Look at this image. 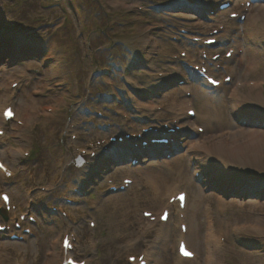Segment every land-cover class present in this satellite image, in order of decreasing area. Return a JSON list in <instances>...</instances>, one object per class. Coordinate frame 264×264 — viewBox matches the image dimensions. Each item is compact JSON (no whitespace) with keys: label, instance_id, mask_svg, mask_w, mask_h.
Listing matches in <instances>:
<instances>
[{"label":"rangeland","instance_id":"obj_1","mask_svg":"<svg viewBox=\"0 0 264 264\" xmlns=\"http://www.w3.org/2000/svg\"><path fill=\"white\" fill-rule=\"evenodd\" d=\"M199 1L188 0V7L191 10L196 9ZM259 3L264 5L261 0ZM134 5L143 6L144 13L132 15L136 13ZM176 18L177 15L169 12H157L156 5L145 0H0V41L8 48L20 49L22 46L19 42L24 41L29 47L30 39H37L32 46L33 55L28 57L22 55V60L12 66L8 65V58L11 59V56L0 60V98L7 97L0 105L10 101L9 104H12L19 113L23 112L25 106L26 109L38 112L37 118L31 122L37 123V128L22 130L18 133L7 126L11 141L0 148V156H3L4 160L17 172V178L1 188L11 193L15 202L22 206L28 199L35 201L30 211L37 215L38 226L33 227L37 232V238L17 243L8 242L5 235L2 236L0 244L4 248L0 252V264L14 263L13 256L17 252L22 251L32 255L38 250L40 251L38 254L41 255L39 264H46L51 248L50 243L57 240L68 226L57 215L47 213L43 206L44 202L34 198L35 192H32L33 188L27 180V171L29 169L34 171L40 181L57 180L59 176H62L68 179H65L66 182H72L70 180L76 176V170L73 167L75 155L70 151L72 147L69 141L70 122L75 121L80 124L73 133L78 136L75 144L83 145L93 139H106L113 134H122L135 126L123 124L116 115L111 113V110L113 108L117 111L123 110L132 119L139 111L143 113L142 105L138 106L139 98H136L139 86L146 88L145 95L141 94L140 97L146 96L149 102L157 103L168 97V92L163 91L158 94L153 91L161 85L160 80L148 79L145 75L169 70L170 65L173 64L170 54L175 56L177 52L174 53L175 46L167 38L170 31L168 34H162L158 30L151 33L149 42H147L149 35H143V32L147 26L157 22L166 25L176 23L178 22ZM189 18L194 20L196 16L191 13ZM183 23L186 24L188 21ZM260 25L259 23L258 26ZM235 44L243 47L246 52L242 63L249 69H253L247 75V79H256L251 74L257 70L258 66L261 68L258 75L264 78V48L261 44L252 42L242 31L235 36ZM100 69L104 70V73H100ZM122 76L126 77V81H120ZM8 79L20 82L16 91H7ZM130 81L136 82L137 85H131ZM110 83L119 85L123 92L110 88L108 86ZM181 87L183 86H177V89ZM195 88L198 93L193 100L200 104L204 99V96L200 94L202 88L198 86ZM48 89L50 91H47ZM98 89L104 93L103 96L96 95ZM33 92H38L39 96L34 97L37 102L31 103L30 95ZM258 92L255 91L250 97L256 99ZM179 93H175L173 97H180ZM246 94L248 91H244V95ZM258 98L264 104L260 93ZM65 99L72 100V107L65 106ZM215 101L217 105L220 104L217 99ZM85 106L91 110L101 111L109 119H98L92 111L90 114L85 113ZM48 107H54L56 112L44 114L45 108ZM217 107L224 106L220 104ZM225 112L233 120L234 126H240L245 132L264 133V127L251 126L257 120H264V115L253 116L250 105L245 106L242 112L235 109H227ZM239 119L243 122L239 123ZM112 122L113 127L107 131L103 130L105 123ZM248 123L251 125L249 126ZM254 124L259 125V122ZM36 137L40 138L41 144L38 145L35 142ZM239 141L230 151V155L222 158L221 165L210 164L205 159L200 161L201 165H199L202 169L205 167L201 170L203 185L192 180L191 174L194 167L197 169L199 167L198 164L196 167L194 160L189 162L184 159L181 169L182 179H190L189 193L193 203L189 211L194 223L192 235L198 230L197 236L192 237L193 249L203 258L206 257L207 252H212L211 264H264V197L257 201L248 200L250 195L244 194L238 200L231 195L228 197L226 194L210 192L211 188H209L215 183L216 175L221 176L224 180L223 185H229V187L244 183L256 184L259 183L255 182L258 178L253 176L259 178L264 176V161L258 153L249 154L245 150L239 153L234 151L240 144L247 143L242 137ZM257 141L260 143V139ZM13 146L34 151L35 154L28 160L22 157H10L8 153H4ZM258 148L264 152L263 143H260ZM178 155H180L178 159L182 160L183 152ZM102 160H109V156H102L99 161ZM150 160H145L137 167H130L125 162L107 175L118 176L121 172H130L140 178L144 174L143 168L152 163H147ZM172 161V159H163L160 164L153 162L155 165L150 166L155 170L163 171L164 164L172 163ZM93 165L95 170V163ZM104 174L103 170L93 183L107 176ZM95 186L89 183L84 190L86 193L76 196L80 202V209H75L84 210L86 202L91 199L97 202L98 208L90 215L98 224L95 241L100 251L92 256V260L94 264H113L111 257L118 250L119 245L118 237L114 238L112 235L119 233L120 230L115 229L109 234L107 223H110V220H107L106 212L111 207L126 206V201L123 196L110 201L101 200L95 195ZM207 189H209L208 194L205 195L204 191ZM261 194H264V191ZM50 198H48L49 202ZM203 199L205 201L196 209L197 202ZM206 218L214 220L216 229L226 231L227 241L224 246L210 247V250L206 245L204 238ZM198 223L200 226L196 227ZM237 224L257 225L259 230L254 233L231 232L230 227ZM175 241L176 231L170 225L165 244L159 247L156 254L157 264H174L172 249ZM144 245V242H140L137 248ZM85 254L88 252L86 251ZM49 264L55 263L52 260Z\"/></svg>","mask_w":264,"mask_h":264},{"label":"bare ground","instance_id":"obj_2","mask_svg":"<svg viewBox=\"0 0 264 264\" xmlns=\"http://www.w3.org/2000/svg\"><path fill=\"white\" fill-rule=\"evenodd\" d=\"M249 16L251 18V22H250L251 24L250 25H243L242 29L246 31L247 35L250 38H252L253 41L258 42V40L260 38H261V40H263L264 36L261 33V31L258 30V29L253 30V26L256 25L259 20L261 22L262 21L264 22V6H259V7L258 6H253V7H251L250 10H249ZM263 22H262V25L264 24ZM235 66H236V69L243 71V77H242V80L240 82H242V83L245 82L244 73L247 71V68L240 63V60L236 61V65ZM200 85L203 86V84H200ZM187 89L192 90V92H194V94H195V91H194V88H193L192 85H188L186 87H183L182 91L187 90ZM256 89H261V88L259 86H256V87H253V88H249V93L248 94H250V92H252V91H254ZM228 90L232 91L231 93H229V98H228L229 101H227V106L228 107H231V108L232 107L233 108L236 107L237 110L240 109L242 107V104H240L239 99L243 100V102L245 104L250 103L248 101V100H251L249 98V95H247V96H243L242 95V91L244 89H235L234 87L232 89H230V88L224 87L223 92L224 91L227 92ZM7 91H8V88H7ZM177 91L178 90H176V88H175L172 91V93L167 94V96H168L167 98H169L168 101H172L173 100V103L175 105L184 103V102H181L179 99H175V98L172 97L173 93L177 92ZM226 92H224V94ZM202 94L204 96L209 97V95L207 94L206 90L203 91ZM6 98L5 97H1L0 98V103L5 102ZM142 100L143 99L139 100V104H144ZM30 102L31 103L37 102V99H34L33 97H31ZM9 103H10V101H9ZM5 104H8V103H5ZM236 104H238V105L236 106ZM253 104L254 105H258V103H254V102H253ZM152 105L153 104L151 102L146 103V107L148 109H151ZM204 105H205V107L203 109L200 108L202 111L206 107L211 106V103L206 100ZM2 106L0 105V109H1ZM30 110L31 109H26V106H25V109L23 110V112L20 111L22 113L20 115H21V118H22L23 122L28 123V120L31 119L30 118V116H31L30 112H32V111H30ZM202 111L200 113L198 112L197 115L200 117L199 118L200 119V123L204 125L206 131L201 136H199V135H194L193 136L192 135V138H193L192 141L190 140V141H188L186 143L187 144V149H186V152L184 154L186 155V157H188L189 160H191V158H196V157L203 158L202 157L203 155L201 154V151H204V152H206V154L209 155V156H206V157H208V159H213V160L219 161L220 157L225 156V155L227 156L230 153V151L232 149V146L233 147L236 146V143L239 142V138L240 137H242V139H245L246 140L245 142H247V143H245V145L244 144H240L237 147V149H236L237 152L239 153V152H242L243 150H245V151L249 152V154H253L254 152H256L257 147H258V143H257L258 141L257 140L260 139V142H262V140L264 139V133H256V131H247V132H245L244 130H237L234 127H233L234 128L233 129L231 127V125H230L233 122H231V120L229 118L227 119V117L226 118L222 117L220 112H219L220 115H217V111L216 110L213 111L211 109L209 111H205L204 113H202ZM203 115H205L206 117L204 118ZM201 116H202V118H201ZM206 118H209V119H206ZM0 122H2L1 118H0ZM212 122H214L216 124V126H218V127H226V130H220L217 134L207 136L208 134H211L210 124ZM189 125L192 126L191 124H189ZM227 130L232 131V133L230 135V138H229L230 145L228 147L224 145V140L222 139V137H220V133H222L224 131H227ZM15 131L18 132V133L22 132V130L20 128H15ZM225 137H229L228 134H226ZM2 147H3V144L0 143V148H2ZM4 153H8V156H10V157L18 156L16 154H14L11 151V149H8V152L6 150ZM5 156H7V155H5ZM10 157H7V158L10 159ZM2 158H3V156H2ZM181 164H182L181 160L180 161L179 160H174V163L172 164V166H174L175 169H174L173 172H169L167 174L164 173V175H166L165 179L160 180L161 173L160 172L150 171L149 167H145L144 168L145 170H144L143 177L145 178L148 175L154 176L155 180L158 183H160V184L162 183V185H163L162 187H165L166 191L167 190L168 191H172L174 189H177L179 183L181 182V178H182L181 177V172H180V165ZM165 165H168V164H165ZM11 174H13V172H11ZM0 179L4 181V179L2 178L1 175H0ZM4 182H6V181H4ZM48 191H50V190H48ZM152 200H155V199H152ZM156 201H157L156 206H158L159 208L162 207L161 201H159V200H156ZM190 202H191V199H189V197H188L187 204H186L187 208H188ZM112 215L116 216V215H120V213L113 212ZM185 219H186V223H187V226H188V231H187L188 244L191 247V246H193V243H192V240L190 238V228H189V226L191 225V217L189 216V214L186 213ZM255 227H256V229H258L257 225H255ZM210 230H211L210 228L207 229L206 239H207L208 247L211 250L210 247H215L216 248V247H219V245L217 243H215V245H214L211 242ZM35 236L36 235H34V237ZM164 244L165 243L161 244L159 247L164 246ZM3 248H4L3 245L1 246V244H0V252H1V250ZM159 249L160 248H157L156 246L153 247L152 251H153L154 255L157 254ZM206 257L207 258L205 260V263L206 264H211L212 263V259H213V253L212 252H207ZM13 258L16 259L15 255L13 256ZM55 259H56V253H54L52 251V249L50 248V253L48 255V260H46L47 261L46 264H49L50 262H52V260L54 262ZM176 261H178L177 258H176ZM177 263L178 264H183L184 262L183 263L182 262H177ZM12 264H14V263H12Z\"/></svg>","mask_w":264,"mask_h":264},{"label":"snow or ice","instance_id":"obj_3","mask_svg":"<svg viewBox=\"0 0 264 264\" xmlns=\"http://www.w3.org/2000/svg\"><path fill=\"white\" fill-rule=\"evenodd\" d=\"M233 15H235V13H233ZM13 115L14 114L12 113L11 109L6 110L5 113H4V116H5L6 119H11L13 117ZM0 169H3V165L2 164H0ZM3 199L5 200V202L8 201V197L7 196H4ZM180 199L183 200V196H181ZM146 215H148V213H146ZM65 243H66V246H67V242H65ZM181 252L185 256H190L191 255L190 253H188L187 251H185L183 249V246H181ZM68 264H73V262L72 261H68Z\"/></svg>","mask_w":264,"mask_h":264}]
</instances>
